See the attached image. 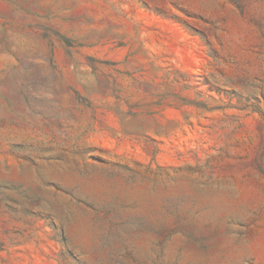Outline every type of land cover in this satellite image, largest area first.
Masks as SVG:
<instances>
[{"label": "rangeland", "instance_id": "obj_1", "mask_svg": "<svg viewBox=\"0 0 264 264\" xmlns=\"http://www.w3.org/2000/svg\"><path fill=\"white\" fill-rule=\"evenodd\" d=\"M0 264H264V0H0Z\"/></svg>", "mask_w": 264, "mask_h": 264}]
</instances>
